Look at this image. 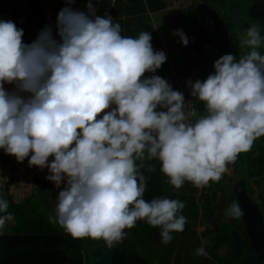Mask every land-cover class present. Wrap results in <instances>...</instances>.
Listing matches in <instances>:
<instances>
[{
  "label": "clouds",
  "instance_id": "1",
  "mask_svg": "<svg viewBox=\"0 0 264 264\" xmlns=\"http://www.w3.org/2000/svg\"><path fill=\"white\" fill-rule=\"evenodd\" d=\"M66 3L56 18L59 39L45 25L24 43V30L0 19V149L47 168L45 178L60 189L49 220L74 239H103L111 247L143 220L160 227L168 244L187 223L185 204L144 199V161L158 160L175 189L185 182L202 188L251 151L264 136V36L258 25L248 26L239 32L247 52L238 59L223 54L206 79L187 81L205 105L201 115L155 75L167 56L154 50L151 32L122 36L121 25L107 12L97 15L92 0L87 12L72 8L75 0ZM173 35L188 45L182 29ZM8 207L0 199V230L13 220ZM242 215L237 202L225 210L229 218ZM195 254L208 255L203 246Z\"/></svg>",
  "mask_w": 264,
  "mask_h": 264
},
{
  "label": "flooded vegetation",
  "instance_id": "2",
  "mask_svg": "<svg viewBox=\"0 0 264 264\" xmlns=\"http://www.w3.org/2000/svg\"><path fill=\"white\" fill-rule=\"evenodd\" d=\"M121 1L126 10L119 16L111 12L115 6L112 0L106 7L114 23L121 25V35L136 37L141 31L151 32L154 50H163L167 56L166 62L155 75L166 79L174 90L183 92L185 103L201 115L205 114V105L190 95L187 81L206 79L208 74L215 71L214 61L223 54L231 53L238 59L244 51L247 52V48L244 50L239 45V32L248 26L258 25L261 29L260 34L264 36V0H160L162 5L156 9H151L148 4V1L154 0H141L144 2L143 10L136 4L138 0ZM55 22L56 18L54 25ZM54 25L48 26L53 29ZM177 29H182L186 34L189 41L187 46L181 43L178 36L173 35ZM55 38L59 39V36ZM259 51L264 54V43ZM151 75L153 74L145 73V77ZM239 157L240 162L237 166L233 167L230 164L219 182L210 181L209 186L202 188H197L190 182L184 184L188 190L182 192L186 196H195L199 204L198 226H202L200 230L202 239L209 237L211 232L218 230L222 225L248 239L243 215L239 218L225 216V210L233 202L239 203L236 190L247 196V202L256 205L264 225V136L254 142L250 152L240 153ZM52 159L49 157V161ZM144 164L146 167L148 164L154 165L155 168L160 167V162L155 159L150 161L146 159ZM29 168L31 169L29 190L32 188L33 193L30 194L28 190L27 194L26 183L25 196L37 199L38 210L40 209L44 219L50 221L49 216L54 215L60 189L56 188L54 182L45 178L48 174L37 178L40 170H35L34 166H28L25 173ZM163 180L173 187L168 183L167 176H164ZM47 182L53 183V187ZM63 186L62 184L61 188ZM193 187L196 188L195 191L190 190ZM49 194L53 195L52 200L48 197ZM52 227L60 232L64 230L55 223H52ZM92 248L95 246L92 245Z\"/></svg>",
  "mask_w": 264,
  "mask_h": 264
},
{
  "label": "trees",
  "instance_id": "3",
  "mask_svg": "<svg viewBox=\"0 0 264 264\" xmlns=\"http://www.w3.org/2000/svg\"><path fill=\"white\" fill-rule=\"evenodd\" d=\"M6 1L0 0V15ZM48 1L28 0L25 4L24 0H15L12 13L5 20L13 21L18 28L24 30L23 42L24 39H26L25 43L33 42L44 25H54V21L43 15ZM84 1L85 5L82 6L81 11L87 12L88 0ZM92 2L98 8L105 7L110 0H92ZM136 4L141 6V10L144 9L143 1L138 0ZM149 4L151 9L162 5L159 0ZM119 7L120 1L117 0L115 4L117 9L113 12L115 16L119 14ZM104 9L101 12L97 10L96 14L103 16L107 12ZM118 22H120L119 18ZM5 88L12 91L15 85L5 84ZM28 166V158L18 162L15 156L6 154L0 149V199L8 201V212L15 217L13 232L0 234V264H90L92 238L74 239L64 230L60 232L53 228L52 222L44 219V215L40 213V209L38 210V200L25 196L24 188L27 183L25 171ZM34 169L40 170L37 178L49 174L47 168L41 170L34 166ZM141 171L147 177L144 199L151 201L156 197H168L183 201L185 208L180 214L187 218V223L183 232H173V239L165 244L161 240L160 227H152L143 220L137 221L135 227L125 229L128 236H125L123 241L117 242L114 249L115 264H157L160 262L158 261L160 256L157 257L158 252L164 256H170L175 252L174 264H204L205 261L207 264L216 262L217 264H262L252 250L249 240L238 235L236 231H230L227 226L218 227V230L211 232L210 236L201 243L200 235L195 231L199 217V204L195 196H186L182 192L188 190L185 185L180 189L168 185L163 180L166 175L161 172L160 167L149 172L145 166ZM190 190L195 191L196 188ZM48 197L52 200L53 195L49 194ZM0 215L4 214L0 213ZM224 245L228 249L225 255H222L219 250ZM201 246L205 248L211 261H208L207 256H201L203 260L199 262L197 259L199 255H196L195 251Z\"/></svg>",
  "mask_w": 264,
  "mask_h": 264
},
{
  "label": "water",
  "instance_id": "4",
  "mask_svg": "<svg viewBox=\"0 0 264 264\" xmlns=\"http://www.w3.org/2000/svg\"><path fill=\"white\" fill-rule=\"evenodd\" d=\"M27 4L28 0H24ZM82 0H75L72 5L79 6ZM11 8V0H9L5 5V11H9ZM55 36L57 35L56 22L53 28ZM240 162V157L235 164H231L236 167ZM50 187H53V183L47 182ZM43 185V184H42ZM30 194L33 193V189L30 188ZM236 194L239 200V204L243 210V222L245 224V229L248 235L250 244L255 251L259 262L264 264V225L261 219V215L258 209L253 203H249L246 200L247 196L236 190ZM243 194V195H242ZM246 198H245V197ZM117 242L113 243L111 247L103 239H92V245L95 246L91 253L90 264H115L114 263V249Z\"/></svg>",
  "mask_w": 264,
  "mask_h": 264
},
{
  "label": "rangeland",
  "instance_id": "5",
  "mask_svg": "<svg viewBox=\"0 0 264 264\" xmlns=\"http://www.w3.org/2000/svg\"><path fill=\"white\" fill-rule=\"evenodd\" d=\"M8 1V0H7ZM6 1V2H7ZM11 5L13 6L14 5V0H12L11 2ZM67 6V3H66V0H49L48 1V4L46 6V8L43 10L44 12V16L45 18L47 19H50L52 21L55 20V18H57V14L58 12L60 11L61 8ZM72 7V6H71ZM12 11V8L11 10H9L8 12L6 11H3L2 14L0 15V19H6L10 12ZM45 27V25L43 26V28ZM54 36V35H53ZM55 37V36H54ZM26 41V39L24 40ZM53 158V157H52ZM38 169V168H37ZM30 172H31V169L29 168V170L25 173V178H26V181H27V187H26V191H27V194H28V190H29V182H30ZM9 222V221H8ZM7 224V223H6ZM8 228L7 230H11L13 232L12 229H14L13 227H10V226L7 224ZM202 229V226H196L195 227V231L200 235V230ZM126 236H128V234H126ZM223 248H221L219 250L220 254L222 255H225L226 251H227V247L224 245L222 246ZM173 255V253H172ZM197 259L199 260V262H202V257L201 256H197Z\"/></svg>",
  "mask_w": 264,
  "mask_h": 264
},
{
  "label": "crops",
  "instance_id": "6",
  "mask_svg": "<svg viewBox=\"0 0 264 264\" xmlns=\"http://www.w3.org/2000/svg\"><path fill=\"white\" fill-rule=\"evenodd\" d=\"M9 1V0H8ZM7 1V2H8ZM111 1V0H110ZM117 1V0H116ZM120 1V9H118L119 11V14L118 15H116V16H119L120 15V13H122V11H124V10H126L125 8H124V3H122V1L121 0H119ZM156 0H154V1H152V3H154ZM160 1V0H159ZM6 2V3H7ZM11 2H12V0H11ZM14 2H15V0H14ZM149 2L150 1H148V4H149ZM144 3V2H143ZM15 4V3H14ZM111 4V2H109L108 3V5H110ZM116 4V3H115ZM114 4V5H115ZM6 5V4H5ZM85 5V1L84 0H82V2L80 3V5L79 6H74V5H71L72 6V8H74V9H76V10H82V6H84ZM108 5H106L105 7H98V8H96L97 10H99V12H101L104 8V10H106V7L108 6ZM150 5V4H149ZM141 7V6H140ZM11 8L13 9L14 8V5L12 6L11 5ZM11 8H10V10H11ZM114 9H117V8H115V6H114V8L111 10V12L113 13L114 12ZM3 11H5V7H4V10ZM6 12H8V11H6ZM44 12V11H43ZM10 14H11V12H10ZM10 14H9V16H10ZM43 15H44V13H43ZM8 16V17H9ZM7 17V18H8ZM45 17V16H44ZM6 18V19H7ZM5 20V19H4ZM43 29V28H42ZM25 40V39H24ZM26 41H24V43H25ZM29 185H30V182H29ZM13 222H14V219L13 220H11V221H9V222H7V224L10 226V224H11V226L10 227H13ZM7 224H5V226H4V228L2 229V230H0V234H2V233H6V234H10V233H12V231L11 230H7V228H8V226H7ZM199 225V219H198V223H197V226ZM7 227V228H6ZM13 230V229H12ZM201 232V231H200ZM200 238H201V236H200ZM123 240V239H122ZM121 240V241H122ZM203 242V239L201 238V243ZM174 254H175V252L173 253V255L171 254L170 256H164L163 254H161L160 252H158L157 253V257L158 256H160V258L158 257V261H160V262H158L159 264H168V263H170V264H174ZM162 259H164V262H162ZM207 259H208V261H211V258L210 257H208L207 256ZM157 263V264H158ZM185 264V263H184ZM204 264H207L206 263V261L204 262ZM215 264H217V262L215 263Z\"/></svg>",
  "mask_w": 264,
  "mask_h": 264
},
{
  "label": "bare ground",
  "instance_id": "7",
  "mask_svg": "<svg viewBox=\"0 0 264 264\" xmlns=\"http://www.w3.org/2000/svg\"><path fill=\"white\" fill-rule=\"evenodd\" d=\"M12 13V12H11ZM123 241V240H122Z\"/></svg>",
  "mask_w": 264,
  "mask_h": 264
}]
</instances>
